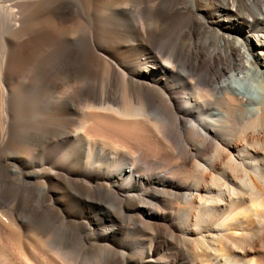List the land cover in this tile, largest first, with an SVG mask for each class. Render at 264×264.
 <instances>
[{"label":"bare ground","instance_id":"obj_1","mask_svg":"<svg viewBox=\"0 0 264 264\" xmlns=\"http://www.w3.org/2000/svg\"><path fill=\"white\" fill-rule=\"evenodd\" d=\"M189 1L179 2L185 5ZM115 3L117 4L109 9L110 14L122 18L123 22H128V14L132 15V22L138 26L132 36L142 34L144 38V26L136 6L130 4L132 6L129 7L122 0L119 4ZM89 5L90 0H0V110L4 112L3 106L14 103L13 107L9 104L13 108H9L12 111L11 121H5L10 127L20 131L26 127V119L22 117V106L29 97L30 73L26 74L24 70H28L26 68L30 63H27L29 58H26L31 53L29 49L36 43L38 46V41L40 44L44 35L45 41L49 23L60 24L64 17L79 15L84 21L90 20V26L97 37L105 39L99 32V26L105 25L106 20L102 18L97 22L93 21L89 16ZM205 7L207 18L198 20L197 25L208 30L204 32L203 39H209L210 43L201 64L206 63L205 68L207 65H214L217 74L215 77L205 76V68L196 74L190 72L192 78L182 74L190 63L188 54H182V46H178L176 34L178 28L188 22V17L184 16L172 20L170 32L159 39L162 50L154 46V55L151 56L142 54L137 58L135 46L120 48L117 40L109 35H106L108 42H104L105 47L94 40L84 42L76 33H70L64 39H56L55 44L60 42L62 46L65 45L63 61L69 66L65 85L69 87L70 82L81 77L87 88L80 89L79 94L86 96L87 90L92 94L96 90V102L92 104V98L85 99L86 109L83 114H78V120L75 121L76 129L73 130L72 137L88 147L81 162H69L68 154H65L62 156V166L69 171L45 174L44 179L49 183H62L70 177L77 179L86 170L90 171L104 181H110L109 190L106 188L104 193L109 194L119 207L123 202L120 192L124 188L130 192L132 185L143 187L145 184L144 178L136 173L134 166L125 163L129 159L130 150L139 155V146L109 140L94 132L99 128H94L93 124L99 119L105 120L110 126L101 129L121 135L135 125H142L156 145L172 150V156H179L184 166L190 162L192 168L199 173L210 170L215 161H220L221 172L210 179L219 183L221 180L231 183L224 188L216 187L214 193L198 205L190 223L183 224V227L189 224L194 228L192 233L196 234L195 242L203 249V254L192 264H264V254L261 251L264 249V237L259 238V244L256 245L247 243L246 236L242 234L246 229L243 225H247L249 220L256 223L257 231H264V0H209ZM112 32L119 36L117 32ZM144 40H148V44L152 42L150 36H146ZM141 47L145 49V45ZM108 51L114 57L107 55ZM174 52L178 54L175 55ZM198 64V59L194 58L192 66ZM30 66L37 81L45 83L46 69L34 66V60ZM92 77L97 81L94 78L93 82ZM110 78H114L112 90L108 86ZM201 80H205L204 85H201ZM106 88L111 91L108 102ZM77 90L72 85L60 95L51 92L48 97L56 96V102L49 101L40 105L38 101H33L32 106L29 105L30 112L26 110L34 120L32 125L30 123L32 128L35 123L42 122L47 109L52 105L58 109L55 114H50V119L67 116ZM151 96L156 102H150ZM179 123H186L184 132L178 130ZM67 125L63 124L65 128H68ZM3 139L0 140L1 143L4 142ZM193 145L205 152L213 150L209 152L211 159L206 165L192 158L188 146ZM165 173H160L164 181L161 189L167 191L170 188L168 194L174 197V194L181 191L182 185L179 180L165 176ZM198 177L204 178L203 175ZM35 191L42 198V188L35 186ZM149 198L151 204L160 199L159 196ZM126 200L129 199L125 198ZM184 201L190 205V195ZM220 205L225 207L224 214L219 211ZM12 206L14 201H0V225L9 230L19 232L26 228L42 232V236H46L43 234L44 230L54 225L50 216V204L36 214L29 211L22 214ZM126 207L130 208V205ZM176 209L175 206H170L166 218L158 212H152L154 208L137 206L130 211L138 212L143 219L164 223L160 224L162 234L176 239L174 234L181 231L180 225L173 222ZM20 214L27 221L20 219ZM137 219L144 223L140 218ZM154 227L156 229V224ZM203 230H207V235L202 233ZM52 231L53 237L48 236L45 240L34 233V243L56 260L76 264L84 254V250L75 244V239H80L78 232H68L66 236L62 218L56 222ZM206 236H209L210 241ZM100 250L102 252L94 254L98 257V264H105L108 256L121 255H116L118 252L108 248ZM0 255L3 256L0 264L2 261L10 264V255L2 248ZM151 257L149 253L148 258ZM94 261L90 264H95Z\"/></svg>","mask_w":264,"mask_h":264},{"label":"rangeland","instance_id":"obj_2","mask_svg":"<svg viewBox=\"0 0 264 264\" xmlns=\"http://www.w3.org/2000/svg\"><path fill=\"white\" fill-rule=\"evenodd\" d=\"M122 1L127 2L129 7L133 4L136 6L139 11V18L142 20V26H144V38L146 36L152 38L150 44H148V40L142 38V34L132 36V32L138 27L132 22V15L128 14L126 17L128 22H123L122 18L110 14L109 9L112 5L117 4L115 2L119 4L121 0H90L89 16L91 19L96 22L102 18L106 20L105 25L99 26V32L105 36V39L101 40L100 37L96 36L95 30H92L90 26V20L86 19L84 21L79 15H72L64 17L60 24L58 22H55L56 25L49 23V33L52 34L48 33L49 35H46L45 41L44 35L40 44L38 41V46H36L37 43L36 47L31 45L33 47H30L29 52L32 53V56H29L31 53L27 54L26 59L29 58L27 63L32 65L34 60V66L39 65L46 69L44 73L46 74L45 83L37 81L32 72V66L27 65L26 69L28 70H24V73H30L31 76L28 74L29 97L25 101V105L22 106V117L26 119L25 121L23 119L26 122V127L21 131L9 125L14 103L3 106L4 112L0 110V115L3 116L0 118V136H2L0 140L4 138V142L1 143L0 141V201H14L12 207L16 212H22V214H26V211L36 214V212L42 211L45 205L50 204L52 206L50 216L54 221V225L62 218L64 228H66V236H68V232H78L80 239H75V244L84 250L82 251L84 254L78 258L76 264H90L92 260H95V264L97 260L98 264V257H95L94 254L100 253L101 248H108V250L118 252L116 255H122L108 256L105 259V264H187V262L192 264L194 260H198L200 255L203 254V249H200L195 242L196 234L192 233L194 228L189 224L183 227V224L190 223L198 205L212 195L216 187L224 188L225 185H231V183L223 180L219 183V181L210 179L211 176L221 172L220 161H215L210 170L199 173L192 168L188 160H186L188 164L184 166V162H180L179 156H172V150L156 145V142L148 135L142 125H135L121 135V133L101 129V127L110 126V124L99 119L93 124L94 128H99L94 132L112 141L139 146L137 147L139 155L130 150L129 159L125 163L133 165L136 173L144 178L145 184L143 187L132 185L130 192L124 188L120 192L123 202L118 207V205H115V200L109 194L104 193L106 188L109 190L108 184L110 181L108 179L104 181L100 176L90 171L86 170L80 173L77 179L70 177L62 183H49L44 179L45 174L54 172L61 174L63 170L69 171L68 168L62 166V156L65 154H68L69 162H81L88 147L73 139V130L76 129L75 121L78 120V114H83L85 111L84 106L87 103V98L88 100L92 98V104L96 102V90H94V94L87 90L88 94L86 96L79 94L80 89H86L87 87H85L86 83L82 82L81 77H77L72 81L73 83L70 82L69 84V87L73 85V88L78 89L76 94L74 92L75 99L72 102L69 114L65 117L50 119V114H55L58 109L54 108L55 105H52L51 108L47 109L46 115L43 116L42 124L35 123L32 128L31 122H34V120L29 113L32 102L38 101L40 105L49 101L56 102V96L49 98L48 95L51 92L60 95L69 88L65 85L67 83L66 75L69 71V66L63 61L65 45L62 46L59 41L58 44H55L57 43L55 42L56 39H64L70 33H76L84 42L94 40L101 47H105L104 42H108L106 35H109L117 40L120 48L126 45L135 46L137 58L142 54L151 56L154 55V52H152L154 46L158 50H162L159 39L170 32L172 20L184 16L188 17V22L184 26H180L176 34H178V46H182V54H188L187 58H190V63L182 74L192 78L190 72L196 74V72L205 68L206 63L201 64V60L207 53L205 50L209 48L210 40L203 39L204 32L208 30L201 25H197V21L207 18L205 5L209 0H190L185 5L180 4V0H176L175 3V0ZM112 31L117 32L119 36H116ZM141 45H145V49ZM106 54L114 57L110 51ZM174 54L176 55L178 52H174ZM194 58L199 61L197 66H192ZM28 66L30 67L28 68ZM203 73L209 78L217 75L214 65H207ZM94 78L92 77L93 82H95ZM100 80H104V78H100ZM112 80L114 78H110V84H108L110 90H112L114 83H112ZM92 81L91 83H93ZM204 84L205 80H201V85ZM110 90L106 88V102L110 100L108 98L111 96ZM150 102H156V100H152L151 96ZM10 107L11 109H9ZM5 121H9V123ZM64 121L68 124V128L63 126V124L66 125ZM184 124L186 123L178 124L180 132H184ZM21 134L22 136H20ZM188 150L192 152V158H196L203 165H206L211 159L209 152H213V150L205 152L199 146L194 145L193 147L188 146ZM192 158H190V161ZM164 172H166L165 176L179 180V184L182 185V189L177 195L173 193L174 197L168 194L170 188H167V191L161 189V184L164 181L162 179L163 175L160 173ZM198 175H203L204 178L201 179ZM35 186L42 188V194H40L42 198L35 191ZM185 195H190L192 200L190 205H187V202L184 201ZM153 196H159V202L151 204L149 197ZM125 198L129 200L125 201ZM126 205H130V208H127ZM137 206L154 208L152 212H158L165 218L168 217L169 207L175 206L177 209L173 222L180 225L181 230L174 234L176 239L171 235L162 234L160 224L164 223L143 219L138 212L130 211V209ZM219 211L225 213L224 205H220ZM19 217L23 221H27L21 214ZM137 218H140L144 223H140ZM53 226L50 225L49 228L44 230L43 234H46V236H42V232H34V230H26V228L20 229L18 232L0 225V249L2 248L6 254L10 255L8 259L10 264H66L62 260H56L50 253L43 252L33 241L35 239L34 233H37L42 240H45L48 236L53 237ZM243 226L246 228L245 232L242 233L246 236L245 241L258 245L259 238L264 237V231H257L256 223L250 220L247 225ZM202 233L207 235V230H203ZM206 237L210 241L209 236ZM56 238L58 239V236ZM173 239L175 242H172ZM261 251L264 254V249H261ZM123 252L124 254H122ZM149 253L152 255L151 258H148ZM2 258L3 256L0 255L1 260ZM2 264H5L4 261H2ZM100 264L102 263L100 262Z\"/></svg>","mask_w":264,"mask_h":264}]
</instances>
